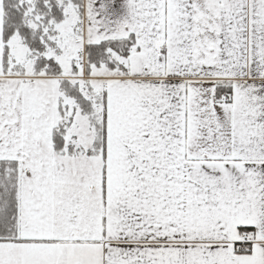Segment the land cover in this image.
Returning <instances> with one entry per match:
<instances>
[{
  "label": "snow or ice",
  "instance_id": "6c2138e0",
  "mask_svg": "<svg viewBox=\"0 0 264 264\" xmlns=\"http://www.w3.org/2000/svg\"><path fill=\"white\" fill-rule=\"evenodd\" d=\"M0 264H264V0H0Z\"/></svg>",
  "mask_w": 264,
  "mask_h": 264
}]
</instances>
